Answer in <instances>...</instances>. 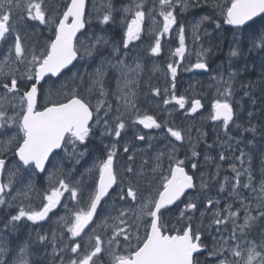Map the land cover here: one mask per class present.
Here are the masks:
<instances>
[{
  "label": "rangeland",
  "instance_id": "374dc122",
  "mask_svg": "<svg viewBox=\"0 0 264 264\" xmlns=\"http://www.w3.org/2000/svg\"><path fill=\"white\" fill-rule=\"evenodd\" d=\"M135 1L136 4L114 10V6H105L106 0H92L87 18L88 24L90 23L92 30L101 20V13H103V18L109 17V23L113 21L115 13H120L121 27L127 33L130 25L128 22L135 19L136 13L138 11L145 13V8L150 2L155 5L160 12V17L152 18L155 24L149 31V36L153 37V40L149 41L146 46L151 63L149 68L151 80L148 86L151 88L153 96L162 98V103L172 102L169 103L171 105L169 108L165 107L164 109V105H161L163 110L155 115L148 116V113L144 111L141 117L135 120L151 117L161 126L153 129L159 130L164 128V124L165 126L168 124L169 130L181 133L182 141L175 140L170 135V131L163 132L165 134L161 139L154 135H148L144 137L143 141L132 140L125 144L121 141L115 148L112 145L108 146V156L104 155L101 160L98 158L88 166L79 168L81 175L69 182L70 191L63 192L61 196L65 198L69 211L64 216L57 215L61 217L53 219L52 228H55L64 218L65 224L62 228L68 233L67 242L62 246L61 240L64 237L61 236L57 239V233L53 234V230H51L52 241L56 239V245L48 251L49 258L53 259H49L47 264L60 262L61 259L56 257L60 253H65L68 256L66 257L67 263L64 258L62 264H73V262L81 264L82 260L95 249L97 240L101 242V252L93 258L92 264H118V257L126 259L132 257L146 242L152 223L150 212L154 210L153 206L163 192L165 183L171 178L173 167L181 161L183 163L180 165L188 166L197 178L198 190L178 207L162 214V229L173 235L183 234L190 227L195 235L204 236L205 243L211 246V250L198 257L197 264H248L249 257H255L253 264H264V110L257 111L256 123L248 125L240 134L241 136L237 137L231 135V130L239 125L238 122L227 125V127L224 124L216 125L213 122L215 104L228 103L232 105L231 99H217L215 98L216 93L212 95L203 90L204 87H211L214 83L222 84L223 73L215 74L211 66L214 68L217 66L215 48L225 41L224 24L227 23V12L230 10L233 0H182V2L172 0L174 2L171 6L163 7L161 0ZM54 2L56 6L52 15L54 20L52 19L50 27H47L46 34L53 30L56 32L71 0H54ZM179 3L182 5H180L179 14H176L174 11ZM135 6H139V8L136 9ZM200 7L208 8L186 20V16ZM168 11L172 12L176 24L168 33L161 36L164 24L162 13ZM153 12L154 10L151 11V14ZM184 21L186 24L185 30H183L185 51L181 58L173 53L180 49L181 33L179 30L182 29L181 22ZM157 30L160 34L156 33ZM93 35L89 33L82 40L79 39L78 48L86 56V59L82 61L83 66L79 67L82 68L81 72L75 71L57 83L48 81L42 88V103L60 102L78 94H82L88 103L95 105L105 103L109 93L104 84L105 73L103 70L110 63L105 60L101 63L100 68L97 55L93 56L95 58L91 56V53L94 52L92 48L96 47L98 43L95 38L92 40ZM209 36L211 38L206 41ZM36 37L34 36L35 39ZM50 38L52 35L49 37L45 35L38 39L37 44L34 42L25 45L20 42V45L26 47L27 50L24 57L16 56L15 42L9 43L13 53L10 58L0 61V73L7 84H10L13 79L27 87L34 83L38 67L35 61L46 58L50 53L54 40V38ZM158 39L161 45L160 58L151 55ZM176 42L179 44L176 45ZM261 57L263 62L264 55ZM137 63L134 66L130 82L136 85L138 90V85L145 77V72L143 71V62L137 59ZM197 63L205 64L209 69L208 73L197 74L195 71ZM170 67L176 69L174 79L169 70ZM127 68L124 67L121 72ZM211 75L214 79L213 83L207 81ZM29 76L34 78L29 79ZM128 77L129 72L127 71L126 78L129 84ZM80 83L85 85L82 91ZM260 87L262 85L256 86V92L260 91L259 100H262L264 90H260ZM98 89H103L106 92V97L101 98ZM115 96L120 101L126 99L128 96L126 82L123 84L121 96L116 92ZM0 99L3 101L0 115L5 118L2 120V125H6L0 135V157H3L24 138L19 129L15 131L14 123L11 122L14 117L21 116V112L26 110L27 103L24 95L10 93L8 90L0 92ZM181 99L185 101L183 108L175 103V100ZM195 100H201L205 110L192 117L190 111ZM263 106L260 104V107ZM174 112L178 113L181 126L170 124ZM6 117L9 118L6 119ZM174 118L178 119V116H174ZM157 120H161V122ZM163 120L165 123H162ZM151 129L147 128L148 131ZM138 134L144 135L142 132ZM163 141L169 143L170 146L165 143L159 146L160 149L167 147L165 150L148 153L151 147H155L156 144ZM182 144L187 145V148H182ZM207 144H209L208 148L203 150ZM121 145L124 146V149L128 147L132 149L129 153L124 154L126 160L122 164L116 155L113 157V160L115 159L113 167L117 176L120 175L122 184L116 193L110 195L101 204L94 223L89 226L84 235L81 249L79 247L80 250L74 252L73 249L78 243L73 242L75 238L72 237L68 228L75 224L76 215L89 210L90 202L98 192L100 166L107 162L113 151L116 154V150ZM199 148L203 150L202 153L199 152ZM189 151H191V158L187 157ZM151 154L154 156L152 159H150ZM7 159L13 163L7 175L9 194L3 207H0V264H32L31 248L33 253H39L40 249L37 246H30L25 254L14 249L11 250L10 235H8L7 229L13 233L11 221L18 223L19 220L15 218L19 216L21 209L26 214H32L47 206V197L53 191H61L59 185L65 181L66 171L61 161L54 164L55 168L45 176V181L47 184L49 183L50 189V192L46 193V191L42 192L36 189L33 171L21 168L12 160V156H7ZM130 190L136 193L135 200L127 196V192ZM71 191L77 193L75 199L72 198ZM74 200H77V203H72ZM14 206H17V210L11 213L10 209ZM76 206L79 211L74 213ZM21 220L27 223L25 218ZM39 231V229L30 230V236L27 237L28 243H32L31 239L34 240L36 237L40 242H45V237L49 235L48 232H42V236L39 237ZM117 232L121 234L117 236ZM124 236L128 238L124 239ZM46 250L47 248L42 252L45 253ZM234 252L238 255H234Z\"/></svg>",
  "mask_w": 264,
  "mask_h": 264
},
{
  "label": "snow or ice",
  "instance_id": "6c2138e0",
  "mask_svg": "<svg viewBox=\"0 0 264 264\" xmlns=\"http://www.w3.org/2000/svg\"><path fill=\"white\" fill-rule=\"evenodd\" d=\"M161 5L171 6L172 0H161ZM85 0H71V6L67 9V12L63 16V21L59 23L58 34L56 36L55 43L51 45L50 54L42 60H37L35 63L38 65L35 72V77L39 80H43L45 76L52 75L57 76L60 72L67 68L73 60L76 59V51L73 47V41L76 37V33L83 27V15H84ZM28 19L39 21L40 24L46 23L45 13L42 11L41 3H31L28 8ZM164 18L163 32L161 36L168 33L171 28L176 24L175 17L171 11L162 13ZM264 14V0H233L230 10L227 12V23L233 26H242L254 17ZM69 18H72L73 22L69 25ZM9 20L8 14L0 16V41L4 40L5 36L9 33ZM144 20V13L137 12L135 19L131 21L128 26L127 37L128 42H132L135 39H139L141 33V27ZM102 23L108 24L109 17H104ZM180 36V49L175 53L176 56L183 57L184 54V39L183 29L179 30ZM127 47V44L124 45ZM15 54L20 57L23 56V50L19 43V38L16 40ZM161 54V45L159 39L157 40L151 55L159 56ZM235 55V53H233ZM197 69L207 71L205 64L197 63ZM173 79L176 76V69L170 67ZM29 79H33V76H29ZM4 88L8 92H17V81L11 80L10 84H4ZM101 91H103L101 89ZM157 95L159 93H156ZM37 97V88L32 87L30 93L25 97L27 101L26 115L22 117V123L20 124V130L23 132V144L19 148L17 155L22 161L24 166L35 165L37 169L43 171L44 164L47 161L49 155L65 142V138H70L73 142L79 141V143H85L90 129L89 123L92 120L93 113L89 110V107L82 103L80 99L73 98L71 102L66 103L60 107H50L46 111H35ZM172 101H169L171 103ZM175 103L184 107V100H175ZM215 120L223 121L224 126L232 120V108L228 103L215 104ZM200 108L199 102H197L192 108V114ZM99 111V106L97 108ZM5 118L0 115V120ZM135 123L142 124L145 128H159L160 125L151 117H146L142 120H136ZM0 127H3L0 124ZM119 129H124V124H119ZM170 131V135L177 141H182V136L179 131ZM120 132H115V137L119 139ZM139 139L143 140L141 136ZM127 151V149H125ZM115 152L109 156L106 163L100 166V180L99 190L94 195L90 202V208L87 212H81L75 217V224L68 228V231L72 234V237H78L83 232L84 228L91 222L97 207L100 205L101 200L108 194L109 189L116 183L115 176L113 175V157ZM179 162L177 167L171 174V178L167 180L164 185V191L160 195L158 202L153 206L154 210L150 212L153 223L151 225V235L147 237L143 247L139 248L134 257L124 258L118 257V264H193V257L195 253L202 251L200 246V237L194 236L191 229H188L183 235L169 237L163 235L161 229L158 227L159 216L161 209L175 203L185 192V190L193 187V181L188 176ZM5 167V161L0 159V173L3 172ZM194 167V166H193ZM131 171V169H129ZM59 188L62 190L53 191L51 195L47 197V206L43 208V211L34 212L32 214H26L23 209L20 210L19 216L15 219L20 220L27 218L33 223H38L45 220L48 213L53 211L60 203L63 192H68L70 189L64 184L60 183ZM4 187L0 186V204L4 203L3 192ZM73 199L76 198L77 193L71 191ZM127 196L133 200L136 199V193L134 191H128ZM211 206V205H209ZM191 210V209H189ZM227 223V221H225ZM126 231V230H125ZM121 233L117 232V236ZM124 236V239H127ZM100 241H96V247L91 254L82 260L81 264H92L94 257L98 256L101 252ZM74 252L79 251V245L74 249ZM238 255V253H233ZM255 257H249L248 264H253ZM75 264V262H73Z\"/></svg>",
  "mask_w": 264,
  "mask_h": 264
},
{
  "label": "flooded vegetation",
  "instance_id": "af4514ba",
  "mask_svg": "<svg viewBox=\"0 0 264 264\" xmlns=\"http://www.w3.org/2000/svg\"><path fill=\"white\" fill-rule=\"evenodd\" d=\"M135 2H136L135 0H131V2L125 6L128 7L129 5L136 4ZM31 3L42 4V11L45 13V17H46L45 24H40L39 21L29 20L27 18L29 15L28 8L30 7ZM108 5H110V3H105L106 7L114 6L113 7L114 10H120L119 5L117 4H113L110 6ZM55 8L56 6L54 0H0V16H2L3 14H8L10 16V20H9L10 31L0 44V61H3L5 58L11 57V54L13 53V49L9 47V43L10 42L16 43L17 38H19V43L23 42L25 43V45L34 42H36L35 44H37L38 39L43 38L45 35L48 37L49 35H52V38H54L55 40L57 29L56 32L55 30H53L50 33L46 34L47 27H50V23L53 19L52 15L54 14L53 11L55 10ZM138 8L139 6L136 7V9ZM152 10H154V12L151 14ZM155 16L160 17V12L156 9L155 5L150 2L145 8L144 20L141 27L140 37L139 39H135L130 43L128 42L127 33L125 32L124 28L121 27L120 24L122 22V17L120 13H115L113 16V21L108 24L102 23L103 13H101L100 15L101 20H99L95 25L94 32L91 31V28L88 27L87 24L86 31L80 40H82L84 36H86L89 33L94 34L91 38L92 40H94L95 38L98 43L96 47L92 49L95 51V55H97L98 66H100L101 68L102 66L101 63L104 62L105 60L108 63H110L108 67L105 70H103L105 73L104 84L108 88V93H109L107 95L105 103L104 102L97 103L96 105L94 103H89L91 105V108L94 112L97 121L95 125L96 132L93 135L91 132H89V135L85 143L83 144L79 143V141L73 142L70 138H67L63 151L53 156V158L51 159L49 165H47L46 170L44 171L43 174H40L35 166L25 168L21 163L17 155L19 148L23 144V140L21 139L22 141L18 142L15 148L11 152L5 154V156L3 157H0V159L5 161L3 184L7 189H8L7 175L11 167V164L13 163V161L7 159V156H12V160H14L17 163V165L21 166V168H24V170L33 171L35 175L34 181H36V189L42 192L46 191V193L50 192V189H49V183L47 184L45 181V176L48 174L49 171L55 168L54 164L56 162L61 161L63 163V168L67 173V174L65 173V181L63 183L70 189L68 184L70 181H72L77 177L76 175L79 168L88 166L92 162L94 155L100 160L101 158H103L104 146L100 141L105 139L109 140L110 137H115V132L117 131H119L120 133L121 132L125 133V130L131 126L128 124L124 127L123 130H120L119 127H117V125L120 122L123 121L127 123V120L129 118H132V120L135 121V119H139L141 117L144 111L148 113V116L155 115L157 112H159L157 108L161 107V105L164 104L162 103V99H159L160 96L157 97L153 96L151 94V89L147 85L145 86L142 82L138 85V90H137V86L133 85V83L130 82V80L132 79V74L134 69L133 67L136 64L134 63L135 56L136 54L138 55L141 54L139 48L143 46H147L148 42L150 41L149 31L151 30L152 23L154 22L152 18ZM128 23L131 24V21ZM34 36H37L36 39L34 38ZM125 44H127V47L124 46ZM21 48L23 50L22 57H24L27 50L26 47L21 46ZM160 57L161 56L159 55L157 58ZM84 59H86V56L85 54L82 53L80 55L79 64L74 68V70L70 71L66 76L70 75L75 71L81 72L82 68L79 67L83 66L82 61ZM16 63L18 64V62ZM121 67H128V68L124 69L119 74V70ZM127 71L129 72V77H128L129 84L127 83L128 79L126 78ZM143 71H148L147 63L146 65H144ZM50 81L57 83L60 80L58 81L50 80ZM125 82H126V88L128 90V96L123 101H120L115 96V92L121 96V93L123 91V84ZM4 84H7V82L2 78L0 73V92L7 91V89L3 87ZM23 86L24 85L22 83H17L18 91L12 93L21 94L23 96L27 92L24 91ZM84 88L85 85L83 83H80L81 91ZM98 91L101 98L106 97V92L101 91V89H98ZM42 97L43 95L40 92V100H39L37 112H42L49 107L61 106L63 104H66L65 102H68L75 97H78L82 100H86V98L82 94H78L76 96H70L60 102L42 103ZM2 103L3 101L0 99V110L2 109ZM98 106H99V111H97ZM165 107L166 106H164V109ZM25 114H26V110H23L19 118L14 117L12 119L13 121L11 123H14L15 131H17L18 129L20 130L22 117ZM8 118L9 117H6V119ZM105 120H107L108 123H106ZM0 123L2 124V120H0ZM138 125H139V129L144 131L143 130L144 126L142 124H138ZM4 127H6V125L0 127V135L4 130ZM21 133L23 132L21 131ZM8 194L9 193L7 192L5 200L7 199ZM73 202L77 203V200L72 201V203ZM4 203L1 204L0 207H3ZM75 208L76 209L74 210V213H77L79 210L77 206ZM15 210H17V206L12 207L10 209V212L13 213ZM41 211H43V209ZM68 211L69 210H68V206H66L65 198L61 197L59 205L53 211L48 213V216L45 220H42L38 223H33L32 221L28 220L25 217L27 223H25L21 219L18 221V223L11 221V228L13 233H11L7 229L8 235H10L9 236L10 244H11L10 249L11 250L14 249L15 251H20L21 253L25 254L28 251V248H30V246L31 247L37 246L40 249L39 253L38 252L33 253L31 248L32 264H47L49 259H53V258H49L50 254L48 253V251L54 245H56L55 244L56 239L52 241L53 236L51 230H53V234L57 233V239L61 236L64 237L61 240L62 246L67 242L66 239L68 237V233L65 231L64 228H62V226L65 224L64 218L60 220V223L57 224L55 228H52L53 219L54 217H61L57 215L64 216V214L67 213ZM88 228L89 226L87 225V227L84 228V231L81 233V235L75 237V240L73 242L78 243L75 245V247L79 245L81 249V246L83 244L82 240L84 239V235L87 233L86 231ZM35 229L40 230L39 237L42 236V232L45 231L48 232L49 235L45 237L44 243L40 242L38 240V237H36L34 240L31 239L32 243H28L27 237L30 236L29 234L30 230L34 231ZM45 248H47V250L45 253H43L42 250H45ZM56 257L61 259L60 262L52 263V264H62L64 258L67 263V259H66V257H68L67 254L60 253V255H57Z\"/></svg>",
  "mask_w": 264,
  "mask_h": 264
},
{
  "label": "trees",
  "instance_id": "16d2710c",
  "mask_svg": "<svg viewBox=\"0 0 264 264\" xmlns=\"http://www.w3.org/2000/svg\"><path fill=\"white\" fill-rule=\"evenodd\" d=\"M177 1L182 2V0ZM180 5L182 3L175 8L176 14H179ZM206 8L208 7H200L194 12L199 14ZM181 26L185 30V21L181 22ZM224 34V43L218 44L215 48L217 66L216 68L211 66L215 74L223 73L222 84L214 83L213 86L204 87L203 90L212 95L216 93L215 98L217 99H231V104L237 114L236 122L239 123L231 130V135L240 137L248 125L256 123V112L264 110V106L260 107V104L264 105V101L262 103L259 100L260 91L256 92V86L260 84L263 86L260 90H264V61L262 62L261 59V55H264V17L244 29H236L224 24ZM208 80L213 83V76L211 75Z\"/></svg>",
  "mask_w": 264,
  "mask_h": 264
},
{
  "label": "water",
  "instance_id": "95a60500",
  "mask_svg": "<svg viewBox=\"0 0 264 264\" xmlns=\"http://www.w3.org/2000/svg\"><path fill=\"white\" fill-rule=\"evenodd\" d=\"M71 6V5H70ZM87 6H88V0H85V7H84V15H83V24H84V27L80 30V31H78L77 33H76V37H75V39H74V41H73V47H74V50H75V42H76V40H77V38L79 37V35L85 30V16H86V11H87ZM264 16V14H261V15H259V16H256V17H254L252 20H250V21H248L247 23H245L244 25H242V26H234V27H236V28H244V27H246V26H248L249 24H251L252 22H254L255 20H258V19H260L261 17H263ZM70 19H72V18H69V20ZM63 21V20H62ZM233 26V25H232ZM55 43V42H54ZM77 59H78V55L76 54V59L75 60H73L72 61V63L67 67V68H65V69H63L61 72H60V74L59 75H57V76H52V75H47V76H45L44 77V79L43 80H39L38 78H37V86H36V88H37V97H36V105H35V110H36V106H37V103H38V97H39V86L40 85H42L44 82H45V80L47 79V78H49V77H53V78H55V79H57V78H59L64 72H66L67 70H69L75 63H76V61H77ZM197 69V68H196ZM197 71L198 72H204V70H201V69H197ZM30 93V92H29ZM82 102V101H81ZM83 103V102H82ZM197 103V102H196ZM195 103V104H196ZM194 104V105H195ZM199 104H200V108L195 112V114H197L198 112H200V111H202L203 110V107H202V104L199 102ZM90 110V109H89ZM192 114V113H191ZM195 114H192V115H195ZM232 120L231 121H233L234 120V112H233V110H232ZM92 121V120H91ZM91 121H90V123H91ZM215 121H217V120H215ZM90 123H89V125H90ZM67 138V137H66ZM65 138V139H66ZM62 146H63V144L61 145V147L60 148H57V149H55L50 155H49V157H48V159H47V161L45 162V164H44V168H45V166H46V164L48 163V161H49V159L51 158V156H52V154L55 152V151H58V150H60L61 148H62ZM19 157V156H18ZM22 162V161H21ZM29 166V165H28ZM42 172V171H41ZM184 172L186 173V171L184 170ZM187 174V173H186ZM192 178V177H191ZM192 181H193V187L192 188H190V189H187V190H185V192H184V194L178 199V200H176L175 201V203H173V204H171V205H169V206H167V207H165V208H163V209H161V211H160V213L161 212H163L164 210H167V209H170V208H173V207H175L177 204H179L183 199H184V197H185V195L189 192V191H192L193 189H194V180H193V178H192ZM0 186H3L2 185V173H0ZM113 187H114V185L109 189V191H108V194H109V192L113 189ZM107 194V195H108ZM106 195V196H107ZM105 196V197H106ZM104 197V198H105ZM103 198V199H104ZM102 199V200H103ZM101 200V201H102ZM99 207V206H98ZM98 207H97V210H98ZM97 210H96V212H97ZM160 213H158V216H159V222H158V227L160 228ZM96 214V213H95ZM95 214H94V216H95ZM94 216H93V218H94ZM93 218H92V220H93ZM91 220V221H92ZM161 229V228H160ZM162 231V230H161ZM162 234L164 235V233H163V231H162ZM150 235H151V231H150ZM149 235V236H150ZM167 236H169V237H175V236H177V235H175V236H170V235H167ZM200 242V241H199ZM202 252H204V249H202V251H200V252H198V253H195L194 254V257H193V264H194V260H195V257L197 256V255H199V254H201ZM136 255V254H135ZM134 255V256H135ZM133 256V257H134Z\"/></svg>",
  "mask_w": 264,
  "mask_h": 264
}]
</instances>
